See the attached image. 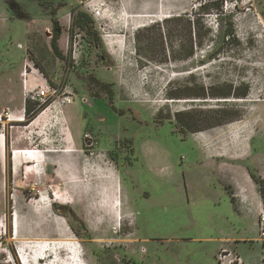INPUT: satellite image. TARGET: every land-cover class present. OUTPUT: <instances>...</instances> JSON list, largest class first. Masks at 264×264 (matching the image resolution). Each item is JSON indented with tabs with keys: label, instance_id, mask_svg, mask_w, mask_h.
I'll return each instance as SVG.
<instances>
[{
	"label": "rangeland",
	"instance_id": "1",
	"mask_svg": "<svg viewBox=\"0 0 264 264\" xmlns=\"http://www.w3.org/2000/svg\"><path fill=\"white\" fill-rule=\"evenodd\" d=\"M74 6L91 17L89 33H71ZM163 16L181 19L165 25V52ZM53 19L62 27L61 55L51 46ZM25 67L34 71L26 92ZM40 86L50 92L46 105L24 99ZM244 89V97L232 94ZM66 94L72 101L60 103ZM28 102L30 118L0 120V264H22V254L28 264H167L180 247L209 264L215 242L198 238L241 236L245 226L227 194L208 185L214 179L196 174L203 190L185 189L184 171L206 169L188 134L215 121L245 120L249 160L240 163L249 167V213L256 202L264 210V0H0V113L21 117ZM134 143L144 166L138 158L127 169ZM26 148L44 152L45 164L16 169L15 149ZM136 221L137 239L158 241L142 240L146 251L137 248L131 261L122 251L134 246ZM263 232L258 216L249 217V253L264 263Z\"/></svg>",
	"mask_w": 264,
	"mask_h": 264
},
{
	"label": "crops",
	"instance_id": "2",
	"mask_svg": "<svg viewBox=\"0 0 264 264\" xmlns=\"http://www.w3.org/2000/svg\"><path fill=\"white\" fill-rule=\"evenodd\" d=\"M19 112L21 113L22 110L11 111L14 116ZM244 122L245 120L242 119L230 127H228V125H219L201 130H193L188 134L195 142V148L193 151L204 159L203 161L206 166V169H196L191 172L184 171V185L188 196H191L189 193L191 190H203L204 188L202 185L204 183H199L196 178H194L196 174L202 175L203 181H212L214 179L212 184L210 182L208 183V185L211 186L210 188H218L222 190L223 193H226L230 200L228 204L231 203V214L237 217L236 221L240 222L242 225L245 223V226L241 228L244 235L241 236H233L226 233L216 237L198 238L204 239L207 242H215V245H213L214 248H212L209 257L206 259V261H209V264H217L215 263V255L221 248L235 252L241 257L243 264H259V262H261L259 258L263 257L262 255L256 256L255 253H249V234L247 235V231L249 230V217L252 218L255 215L258 216V213L261 210V203L256 202L254 210L252 213H249V167L246 168L240 163L242 160H249V136L243 135L242 131L244 130L241 129ZM233 132H235V134ZM4 144L2 145V150H0L1 162L6 158V138ZM12 157L16 169L20 168L23 161L32 162L33 164H36L34 166L37 168L45 164V160L42 158L45 157V153L40 152L39 149H15ZM165 184L167 183L163 181L161 184L162 190H167L168 185ZM188 201L190 200L188 199ZM165 203L166 202L161 201L157 202L159 207L164 206ZM217 203H219V201L214 202L213 204L217 206ZM150 205L154 207L152 203H150ZM137 222L138 221H136L135 225L134 246L129 248V252L133 255V252L138 250L137 248H140L142 252L146 251L145 248H142L138 244L142 240L151 243L158 241L146 237L137 239L136 234L140 229ZM180 238L182 239V237L173 236L171 239L179 240ZM242 242L247 243L248 247L241 248L238 246L241 245L240 243ZM154 250L156 251V248H154ZM189 251L190 249H185L184 247L174 249L171 253L172 259L170 263H166L199 264L196 260L191 259ZM150 259V261L154 263L158 261V258L155 256L150 257ZM260 264L264 263L261 262Z\"/></svg>",
	"mask_w": 264,
	"mask_h": 264
},
{
	"label": "trees",
	"instance_id": "3",
	"mask_svg": "<svg viewBox=\"0 0 264 264\" xmlns=\"http://www.w3.org/2000/svg\"><path fill=\"white\" fill-rule=\"evenodd\" d=\"M71 18H72L71 33L73 32L74 29L82 30V31L89 33V31L92 28L91 25H92L93 21L87 13L80 10L78 8V6H74L71 9ZM180 20L181 19L179 16L178 17H167V18L162 20L161 24L157 23L158 27L160 28L159 30H160L161 46H162L163 52L166 51V48L168 46L167 37L170 35L169 34L170 30L168 29V27H165V25L168 22L177 23ZM187 28H188L189 36H191L192 33H191L190 23H188ZM61 29H62V27H61L60 23L58 22V20L53 19L52 20L51 46H52L53 51L58 55H61V53L59 51L58 44H57V40H58L59 36L61 35ZM190 38L192 40V37H190ZM191 40H190V47L188 49H186L185 54L183 55L184 58L192 55L193 47H192V41ZM229 94H230V92L223 93L222 95L227 96ZM232 94H235L237 97H244L247 94V91H246V89H244L243 91H237L236 93H232ZM201 95L205 96V93H202ZM47 102H48V100L44 104H41L40 106L46 105ZM212 112L217 113L218 111H212ZM32 113H33L32 107H31L30 103L28 102L25 105V114H27L28 118H30ZM220 124H221L220 122L215 121V122L210 123L209 126H207L206 128H210V127H213L214 125H220ZM251 176L254 179V176L253 175H251ZM254 180L256 181V179H254ZM257 183H260V182L258 181ZM261 193H262V191H261Z\"/></svg>",
	"mask_w": 264,
	"mask_h": 264
},
{
	"label": "built area",
	"instance_id": "4",
	"mask_svg": "<svg viewBox=\"0 0 264 264\" xmlns=\"http://www.w3.org/2000/svg\"><path fill=\"white\" fill-rule=\"evenodd\" d=\"M32 73L34 71H31ZM28 73L26 67L24 68V70L22 71V73L24 75H21L24 77V90L26 92V77L28 74H31ZM30 98V100H32L36 105H41V104H44L48 98L50 97V92H49V89L44 87V86H40L39 88L35 89L34 92L32 93V95H29L28 93H25L24 95V99L25 98ZM72 101V97L69 95V94H66L59 102L62 103V104H68ZM8 110L4 109L1 113H0V120L2 118H5L7 120H11L12 118H15L13 117V115H9L8 112H6ZM24 111L22 112V115H21V121L19 122H22L23 118H24ZM1 135L4 137L5 136V132L2 131L0 132ZM258 219L259 221L264 224V210H261L259 213H258ZM263 235H264V232H263ZM264 240V238H263ZM216 259L218 261V264H243V261L241 259V257L239 255H237L235 252L229 250V249H225V248H221L218 250V252L216 253Z\"/></svg>",
	"mask_w": 264,
	"mask_h": 264
},
{
	"label": "bare ground",
	"instance_id": "5",
	"mask_svg": "<svg viewBox=\"0 0 264 264\" xmlns=\"http://www.w3.org/2000/svg\"><path fill=\"white\" fill-rule=\"evenodd\" d=\"M166 17H168V16H163V17H161V18H158L157 20H161V19H163V18H166ZM151 22H153L152 20H150V21H148V22H146V23H140L139 25H137V26H131V27H129V25H128V30L130 31V32H132V31H134L135 29H137V28H139V27H143V26H145V25H147V24H149V23H151ZM22 75H24L23 73H22ZM26 83H27V80H26ZM73 117V113H69V112H67L66 113V115H65V121L67 122V123H70L71 121H72V118ZM7 121H21V117L19 116V117H15V118H12L11 120H7ZM5 136L3 137L2 135H1V133H0V150H2V145L5 143ZM5 145V144H4ZM115 189L117 190V187H115ZM64 202V201H63ZM65 202H68V200H65ZM38 248V247H37ZM24 253V252H23ZM35 258V257H34ZM33 258V259H34ZM38 258V257H37ZM40 260V259H39ZM9 262H10V260H8ZM21 261V263L22 264H28L29 263V259L24 255V254H22V260H20Z\"/></svg>",
	"mask_w": 264,
	"mask_h": 264
},
{
	"label": "flooded vegetation",
	"instance_id": "6",
	"mask_svg": "<svg viewBox=\"0 0 264 264\" xmlns=\"http://www.w3.org/2000/svg\"><path fill=\"white\" fill-rule=\"evenodd\" d=\"M85 32V31H84ZM85 33H87V32H85ZM87 38V40L89 41V38H88V36L86 37ZM109 94H111V92H109ZM82 102L83 103H87V104H89L90 102L88 101V99L87 98H83L82 99ZM185 135H187V134H185ZM135 139V138H134ZM129 142H131V141H128V143ZM138 158H139V160H138ZM134 161H133V165H131V166H129L127 169H134V163L136 162V160L137 161H139V162H141V165L142 166H144V161H143V157L140 159V157L136 154V152H135V143H134ZM136 164V163H135ZM124 173V172H123ZM125 173H127V172H125ZM135 218H136V214H135ZM134 234H135V232H134ZM130 250H129V248H124L123 249V255L127 258V259H131V261H132V258H131V256L133 255V254H131L130 252H129ZM121 254H116V256H115V260H117V261H120V259H121V256H120ZM130 257H129V256ZM135 255V254H134ZM130 263V262H129ZM124 264V263H123Z\"/></svg>",
	"mask_w": 264,
	"mask_h": 264
}]
</instances>
